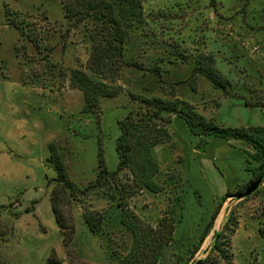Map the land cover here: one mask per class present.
I'll return each instance as SVG.
<instances>
[{"label":"rangeland","instance_id":"1","mask_svg":"<svg viewBox=\"0 0 264 264\" xmlns=\"http://www.w3.org/2000/svg\"><path fill=\"white\" fill-rule=\"evenodd\" d=\"M140 1L142 20L118 61L111 27L74 4L0 0V264H44L52 251L62 264H123L132 236L122 217L172 226L156 264H264V179L234 198L258 178L254 150L194 136L181 119L155 118L142 102L183 101L219 127H255L264 141V0ZM93 46L109 66L101 75L87 68ZM204 55L228 81L225 91L193 73ZM75 70L107 87L93 113L82 111V93L69 84ZM124 130V145L145 132L156 191L128 169L94 184L99 151L106 170H116ZM50 144L77 188L61 207L73 226L66 242L50 204Z\"/></svg>","mask_w":264,"mask_h":264},{"label":"trees","instance_id":"2","mask_svg":"<svg viewBox=\"0 0 264 264\" xmlns=\"http://www.w3.org/2000/svg\"><path fill=\"white\" fill-rule=\"evenodd\" d=\"M67 3L74 4L81 10L87 18L94 23H104L112 29L113 47L109 52L118 61H122V54L125 42L129 34L133 31L135 23L142 20V7L140 0H65ZM20 35L23 31L16 27ZM101 51L98 46H93L87 68L96 75H101L109 66L106 61L101 59ZM158 75L156 70L151 71ZM193 73H199L205 76L211 85L216 89L225 91L228 81L223 80L213 68V59L209 55H204L196 59ZM69 84L82 93L84 113H93L98 108V100L102 97L109 96L107 87L104 83L95 81L84 71L75 70L71 72ZM142 102L153 109V116L159 117L162 113L173 114L181 119L186 125L188 131L197 137H219L226 140H240L249 145L254 153L250 155L258 166L253 169L259 177H264V141L258 135L255 127L250 128H233L219 127L204 117L199 115L192 105L183 101L166 102L160 98L143 99ZM126 131L117 138L115 151L118 157L117 168L113 172H108L104 165L101 151L98 152V172L95 179V185L101 186L108 178H113L123 170L128 169L135 183L151 191H156V185L152 177L157 171V166L148 149L150 143L146 139L145 132L137 135L130 145H124L123 139ZM49 160L57 173V186L50 198L51 210L55 221L64 234L72 233L73 226L66 224L63 218L61 207L64 202L69 200L76 186L67 178L65 171V162L54 144H50ZM88 188L81 192H86ZM65 200V201H64ZM217 212H213L210 222L204 229L207 233L211 223L214 221ZM121 224L130 231L132 244L123 264H156L164 246L171 240L173 232L172 226L167 223L160 224L155 228L144 226L139 219L125 218L120 219ZM66 245V243H65ZM44 264H62L52 251Z\"/></svg>","mask_w":264,"mask_h":264},{"label":"water","instance_id":"3","mask_svg":"<svg viewBox=\"0 0 264 264\" xmlns=\"http://www.w3.org/2000/svg\"><path fill=\"white\" fill-rule=\"evenodd\" d=\"M263 179L264 177H259L256 180L252 181L243 192L234 195V198L236 200H241L250 196L261 186V184L263 183Z\"/></svg>","mask_w":264,"mask_h":264}]
</instances>
